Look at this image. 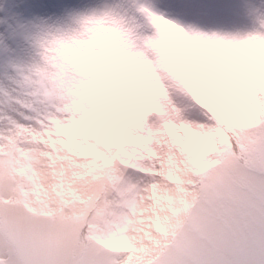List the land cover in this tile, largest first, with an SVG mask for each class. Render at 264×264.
Segmentation results:
<instances>
[{"label": "snow or ice", "instance_id": "1", "mask_svg": "<svg viewBox=\"0 0 264 264\" xmlns=\"http://www.w3.org/2000/svg\"><path fill=\"white\" fill-rule=\"evenodd\" d=\"M0 11V264H264V0Z\"/></svg>", "mask_w": 264, "mask_h": 264}, {"label": "rangeland", "instance_id": "2", "mask_svg": "<svg viewBox=\"0 0 264 264\" xmlns=\"http://www.w3.org/2000/svg\"><path fill=\"white\" fill-rule=\"evenodd\" d=\"M6 2L11 4V3H14L15 0H0V5H4ZM2 14H3L2 11H0V15Z\"/></svg>", "mask_w": 264, "mask_h": 264}]
</instances>
